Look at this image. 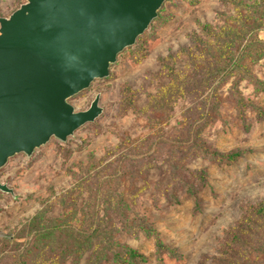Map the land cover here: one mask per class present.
Segmentation results:
<instances>
[{
	"label": "rangeland",
	"instance_id": "rangeland-1",
	"mask_svg": "<svg viewBox=\"0 0 264 264\" xmlns=\"http://www.w3.org/2000/svg\"><path fill=\"white\" fill-rule=\"evenodd\" d=\"M96 96L0 169V264H264V0H166Z\"/></svg>",
	"mask_w": 264,
	"mask_h": 264
},
{
	"label": "water",
	"instance_id": "water-1",
	"mask_svg": "<svg viewBox=\"0 0 264 264\" xmlns=\"http://www.w3.org/2000/svg\"><path fill=\"white\" fill-rule=\"evenodd\" d=\"M165 1L27 0L0 18V169L99 117L98 96L80 112L69 100L108 77Z\"/></svg>",
	"mask_w": 264,
	"mask_h": 264
},
{
	"label": "trees",
	"instance_id": "trees-1",
	"mask_svg": "<svg viewBox=\"0 0 264 264\" xmlns=\"http://www.w3.org/2000/svg\"><path fill=\"white\" fill-rule=\"evenodd\" d=\"M159 11V10H158ZM232 158L231 159H234V157H235V155L234 156H231ZM259 220H261V221H264V217H259L258 218ZM254 222H255V220H254ZM258 228V227H257ZM49 229V228H48ZM45 230H47V229H43V231H45ZM244 243V244H243ZM251 243V241L250 240H242L241 241V243L239 244V246H241V248H244V249H247V248H249V244ZM158 247H160V245L158 244L157 245ZM131 254H133L132 252H130V255Z\"/></svg>",
	"mask_w": 264,
	"mask_h": 264
}]
</instances>
